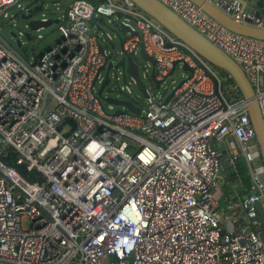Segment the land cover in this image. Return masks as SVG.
I'll use <instances>...</instances> for the list:
<instances>
[{"label":"built area","instance_id":"2783aa9c","mask_svg":"<svg viewBox=\"0 0 264 264\" xmlns=\"http://www.w3.org/2000/svg\"><path fill=\"white\" fill-rule=\"evenodd\" d=\"M16 1L0 0V14ZM158 1L240 66L264 117V40L228 30L190 0ZM207 1L264 31V0ZM101 17H120L131 32L122 52L136 58L143 47L156 81L175 62L192 69L170 99L149 93L139 115L105 110ZM57 31L42 54L35 38L25 41L32 61L0 43V264H264L256 134L247 101L227 96L230 77L130 0L71 1ZM130 83L120 90L134 94ZM240 158L256 195L238 197L237 177L221 201L222 163L237 173ZM17 163L42 181L29 182Z\"/></svg>","mask_w":264,"mask_h":264},{"label":"water","instance_id":"95a60500","mask_svg":"<svg viewBox=\"0 0 264 264\" xmlns=\"http://www.w3.org/2000/svg\"><path fill=\"white\" fill-rule=\"evenodd\" d=\"M92 2H97L101 0H90ZM137 8L142 12L147 14L149 17L154 19L159 23L167 32L173 35L177 40L183 42L193 51H195L199 56L209 62L215 68L227 73L230 79L234 82L238 91L241 93L243 99L247 101V112L249 114L251 124L255 130L256 137L254 140L250 141V158L251 166L257 175L258 180L264 185V117L256 98L255 91L246 77L244 71L240 66L226 53H224L220 48L215 46L212 42L206 39L203 35L197 32L193 27L182 20L178 15H176L172 10L163 5L158 0H130ZM198 7L208 14L215 21L220 23L222 26L228 30L238 33L244 36L257 38L264 40V31L254 29L245 25H241L236 21L230 19L227 15L222 13L213 4L207 0H190ZM242 6L245 8L247 2L244 0H239ZM58 5L57 0H18L16 3L0 14V43H2L6 48L11 50L15 55L22 58L20 50L25 46V41L18 38L14 27L15 24L22 23L26 30H22L21 35L24 37L32 36L33 32H40L44 29H48L54 24H59V20H53L50 18L54 7ZM11 12H15L8 15ZM7 15V17H5ZM9 18V19H8ZM99 27L98 32H100L103 27H107L105 18L101 17L98 19ZM115 27L112 31L117 34L120 41L121 48L124 43V36L130 30L124 26L120 21V17L114 21ZM7 32L11 37L16 40V47L9 42V40L1 33ZM131 33V32H130ZM137 35L138 33H133ZM41 37V36H40ZM39 37V38H40ZM32 38H34L32 36ZM43 38V37H42ZM32 50V47H29ZM101 52L105 53V47L100 46ZM111 55L107 56L108 64L100 69L99 74H104L105 81L98 88L97 96L101 102H107L112 105L121 107V109L114 112L115 115L133 113L139 115L141 113L140 107L137 106L136 102L132 98H127L124 100L115 99L113 97H104V89L111 85L110 72L114 66V63L110 61ZM140 57L155 65V60L150 57L144 50L143 47L140 48ZM136 58H133L129 54L123 53V58L120 60L119 65L124 70V73L131 79L134 80V84L138 91L146 98L149 99V92L147 91L146 85L140 77L139 66L137 65ZM179 62H175L173 69L169 76H172L176 70ZM183 70L192 73V69L183 63ZM150 80L154 86L158 89L162 83L156 81L154 73L150 75ZM183 81L178 85L181 86ZM173 96V92L168 96L170 99ZM20 175L25 176L27 174V179L29 182H34L35 180L42 181L41 177H36L33 172H29L25 164H14L11 165ZM228 160H224L222 163L221 175H225V171L229 169ZM240 194V193H239ZM256 195V191H251L250 196ZM259 235L261 239L264 240V230H259Z\"/></svg>","mask_w":264,"mask_h":264},{"label":"rangeland","instance_id":"374dc122","mask_svg":"<svg viewBox=\"0 0 264 264\" xmlns=\"http://www.w3.org/2000/svg\"><path fill=\"white\" fill-rule=\"evenodd\" d=\"M61 1V0H60ZM68 0H63L62 4H64ZM74 0H70L66 4V8L69 5V3ZM65 8V9H66ZM63 10V8H62ZM15 12H11L8 17L11 18V15ZM9 19V18H8ZM107 27H103V29L100 31V34L103 37H109L106 38V41L104 42V46L106 47V51L109 54L110 61L114 63V66L110 72V78H111V85L107 88V90L104 91L103 96L104 97H113L115 99L124 100L127 98H136V104L140 108H144L148 104V99H146L137 89L135 84L130 83V78L124 73L123 68L121 65H119L120 60L123 58V52L122 48L120 46V41L117 37V34H115L112 29L115 27V23L113 21H110L109 18H107ZM1 24V23H0ZM56 26V30H55ZM16 33L18 34V38L22 41H27V37H24L21 35L20 32L22 30H26L25 26L22 23L15 24L14 27ZM8 40L11 42L13 46L16 47V40L11 37L7 32L3 31L1 32ZM40 35L43 36V39L39 40ZM32 36L35 38L36 45H35V53L41 52L44 48L48 49L56 44V42L60 39V34L57 31V25H52L48 29H44L40 32H33ZM33 48V50H34ZM21 54H24V56L32 61L33 60V52L28 47H24L22 50H20ZM137 65L139 66V74L141 79L146 85L147 91L151 94V97L154 100H160L161 97H164V99H167L168 96L173 92V90L178 87V85L186 80L189 77V73L184 71L182 66H178L172 76H169L167 80L161 84V86L157 89L152 81L150 80V75L152 74V64L149 61H146L140 57V50H138L136 54L135 59ZM146 70L147 73H146ZM130 83L134 94L128 95L126 90L121 91L120 89L123 87H126L127 84ZM103 106L105 110L108 113H114L115 111L121 109V107L112 105L107 102H103Z\"/></svg>","mask_w":264,"mask_h":264},{"label":"crops","instance_id":"0c3cea01","mask_svg":"<svg viewBox=\"0 0 264 264\" xmlns=\"http://www.w3.org/2000/svg\"><path fill=\"white\" fill-rule=\"evenodd\" d=\"M57 1H58V5H56L54 7L53 12H52L50 18L53 19V20H59V23H60L62 21L63 17L65 16V13H66V10H67L66 4L70 0L66 1L64 4H62L63 0H61V1L60 0H57ZM62 8H63V10H62ZM55 25H57V24H55ZM55 30H56V26H55ZM40 36H42V35H40ZM45 50H47V49L44 48L41 52H39V53L36 52L35 54L36 55L42 54ZM34 52H35V48H34ZM230 174H231L230 171L227 170V171H225V175L222 176V181H221V188H222V190L219 193V199L221 201H228L231 198L232 192L230 190V182H231L232 179L230 177ZM237 190H238V193H240L238 195V197L247 198L250 195V190H247L246 188H244L243 187V184L242 185H239L237 187ZM235 198H237V197H235ZM243 220H244V218H243Z\"/></svg>","mask_w":264,"mask_h":264},{"label":"trees","instance_id":"16d2710c","mask_svg":"<svg viewBox=\"0 0 264 264\" xmlns=\"http://www.w3.org/2000/svg\"><path fill=\"white\" fill-rule=\"evenodd\" d=\"M105 0H101V1H97V3L99 2H104ZM33 38L32 36H28V40L31 41ZM218 71L223 75V76H228L227 73L221 71L218 69ZM235 85L234 82L231 79H228L227 82L225 83V90H229L228 93V97H239L242 96L241 93L237 90H232L230 89V86ZM13 157V156H12ZM11 157V158H12ZM231 179L240 177L243 187L246 188L247 190H249L252 186V181L249 175V168L245 162V160L243 158H240L237 162V173H232L230 174Z\"/></svg>","mask_w":264,"mask_h":264},{"label":"flooded vegetation","instance_id":"af4514ba","mask_svg":"<svg viewBox=\"0 0 264 264\" xmlns=\"http://www.w3.org/2000/svg\"><path fill=\"white\" fill-rule=\"evenodd\" d=\"M108 88V87H107ZM107 88H105L104 90H107Z\"/></svg>","mask_w":264,"mask_h":264}]
</instances>
